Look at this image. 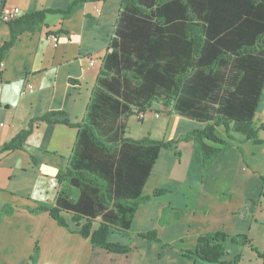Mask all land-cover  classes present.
Listing matches in <instances>:
<instances>
[{"label":"crops","instance_id":"0c3cea01","mask_svg":"<svg viewBox=\"0 0 264 264\" xmlns=\"http://www.w3.org/2000/svg\"><path fill=\"white\" fill-rule=\"evenodd\" d=\"M72 3L75 4L71 7ZM13 7L19 10L18 19L43 10H60L64 14H46L43 22L29 30L22 29L20 23L10 26L1 21V15ZM121 8L122 0H0V49L13 38L11 46L1 56L5 64L0 73L2 146L12 141L21 130L28 129L33 119L49 112L65 113L73 124L82 121L102 69L103 58L110 52V40ZM96 9H99V14ZM188 16L183 9L167 10L162 18L164 24L160 25L164 32L161 38L172 46L178 45L182 36L186 37L188 33L183 27V19ZM195 22L194 19L191 23ZM51 32L58 35L57 47L46 39ZM188 41L189 38L184 40ZM90 61H94L93 66H90ZM26 84L33 86L32 92L27 91ZM260 100L253 127H256L255 121L257 127L264 122L261 121L264 120V89ZM131 112L125 119V136L134 140L145 136L152 140H176L191 129L203 128L195 121L176 115L171 106L158 103H152L145 112ZM148 117L160 122L163 117L166 119L161 139L153 136L157 129L152 127L143 133L133 131L134 121L144 124ZM76 130L65 125L38 122L33 125L22 147L14 151L0 150V264H205L184 255L186 250L193 252L199 235L219 230L229 237L249 235L255 226L253 219L264 191L258 196H249L245 186L240 187L247 196L239 201L238 206L229 203L227 196L235 186V171L239 163L246 170H251L247 159L262 153L264 144L252 141L239 143L237 139L230 141L231 145L224 146L214 164L207 167V177L203 179L195 161L194 144L187 141L178 143L176 148L160 151L142 193L150 198L137 209L129 230L109 231L108 242L127 245L129 250L120 254L93 247L79 235V227L71 223L70 215L62 214L67 227H61L48 211L36 210L41 205H55L59 191L57 176L67 167ZM216 130L220 137H225L223 127ZM182 147L189 148L186 150L199 170L202 204L197 216V208L193 206H197L198 191L195 190L198 188L194 189L183 174L176 176L175 181L185 185L191 198L188 206L180 209L169 202L166 195L151 197L154 189L167 188L160 179L174 175L167 173L166 169L179 161L174 150L179 151ZM252 172L260 179L258 171ZM214 179H217L214 183L217 187L210 190L206 185ZM249 199L259 204L253 208V213L247 210ZM166 207L173 210L167 213L162 224V209ZM172 212H178L179 218L175 219ZM151 230L156 231L157 241H148L141 236ZM186 237L192 238L188 248H177V244L183 246ZM226 244L232 243L228 241ZM232 245L237 248L234 254L229 253L228 258L238 253L242 256L239 264H250L244 262L245 252L253 251ZM36 251V261L33 262ZM263 251L264 247L260 252ZM256 259V264H262L261 259Z\"/></svg>","mask_w":264,"mask_h":264},{"label":"trees","instance_id":"16d2710c","mask_svg":"<svg viewBox=\"0 0 264 264\" xmlns=\"http://www.w3.org/2000/svg\"><path fill=\"white\" fill-rule=\"evenodd\" d=\"M173 9L190 15L183 19L186 37L174 46L161 38L160 28L166 11ZM55 13L64 14L43 10L9 25L20 23L22 29L32 30L46 14ZM12 40L0 49V61ZM109 49L80 123H71L65 113L49 112L33 119L2 151L22 147L38 122L77 129L67 167L57 176L55 205L36 210L48 211L61 227H67L62 214L70 215L90 245L122 254L129 246L108 242L109 231L129 230L137 209L149 200L142 195L144 185L162 149L192 142L205 179L207 167L230 141L261 144L252 122L264 89V0H122ZM152 103L171 106L176 115L203 128L169 141L126 137V116L132 110L145 112ZM218 127L225 129V137L218 135ZM174 155L180 158L177 149ZM260 180L264 182L263 177ZM170 193L156 188L151 197ZM247 203L248 213L259 205L253 199ZM172 210L162 209V224ZM172 215L179 218L178 212ZM156 234L151 230L141 236L157 241ZM228 241L250 248L264 264V251L254 250L247 234L229 237L222 230L199 235L193 252L184 255L205 264H239L241 254L228 259Z\"/></svg>","mask_w":264,"mask_h":264},{"label":"rangeland","instance_id":"374dc122","mask_svg":"<svg viewBox=\"0 0 264 264\" xmlns=\"http://www.w3.org/2000/svg\"><path fill=\"white\" fill-rule=\"evenodd\" d=\"M264 121V120H261ZM164 123V125H163ZM256 127H252L257 131V137L261 138L262 142L264 144V122L262 126L257 127V122H254ZM166 119L163 117L161 120H151L150 117H148L145 120V123L140 124L137 122L132 123V129L134 132L137 133H143L146 131V129H157V131L153 132V136L155 138L161 139V136L163 135L165 130H162V128H165ZM156 126V127H155ZM178 131V130H177ZM222 135V134H221ZM258 139V138H257ZM260 140V139H258ZM260 140V141H261ZM192 143V142H191ZM193 144V143H192ZM186 149L189 148H179V154L180 158L177 159L176 163L174 162L172 165H169V167L166 169L167 173L174 174L173 176H170L168 178L162 177L160 179L161 184L166 186L167 190L171 191L172 194L168 195L166 194V199L176 205L178 208L183 209L186 206H188L189 203H191V198L187 194V190L185 189V185L178 183V181H175V177L181 176L182 174L187 177V181L191 182L190 185L193 186L194 189H197L195 191H198L197 195V206L194 204L193 207H196V216L200 213L198 210L201 208L199 207L202 204V200L200 198L201 195V183H200V177H199V170L198 167L194 161V159L190 156V153ZM262 150V149H260ZM248 167H251L252 169L246 170L245 166H241L240 163L238 165V168L235 172L236 174V181L235 186L231 189L232 192H229L227 199L229 200V203L235 204L236 206L240 205L239 201L244 200L247 195H244L240 189V187H244L248 190L249 196H258L260 195L261 191H264V182H261L258 176L256 174H253L252 171L256 170L260 174V177L264 178V151L262 153H258V155L255 158H248L247 159ZM254 166H258L259 168H256ZM215 180H211L206 187H208L210 190L212 188L216 189L217 186H214ZM230 191V190H229ZM156 198V197H155ZM251 198V197H250ZM260 207L258 208V211L256 212L253 221L255 222V226L252 227L251 233L248 235V239L251 241V245L254 250L261 251L264 247V197H260L259 200ZM183 206V208H182ZM243 206V204H241ZM184 211V210H183ZM232 231V230H231ZM192 241V238L186 237L184 238L183 246L180 244H177V248H183V250H186L188 245H190ZM228 252L230 254L235 253V249L237 248L235 245L232 244H225ZM186 250L185 252H187ZM255 254V253H254ZM253 252L250 250H246L245 252V258L244 262H250V264H256L258 260L256 259L257 256L254 255ZM229 259V258H228ZM231 259V258H230Z\"/></svg>","mask_w":264,"mask_h":264},{"label":"built area","instance_id":"2783aa9c","mask_svg":"<svg viewBox=\"0 0 264 264\" xmlns=\"http://www.w3.org/2000/svg\"><path fill=\"white\" fill-rule=\"evenodd\" d=\"M95 12L97 14H99V9H96ZM18 16H19V10L16 9V8H11L10 10L8 11H5L2 15H1V21L3 23H9L10 21H16L18 19ZM46 39L51 42L52 46L53 47H57L58 46V35L56 33H49L46 37ZM94 64V61H90V66H93ZM3 67H5V64L3 61H0V73L3 69ZM26 88H27V91L29 92H32L33 91V86L32 85H29V84H26ZM3 127V123H0V128ZM2 145L0 144V150H2Z\"/></svg>","mask_w":264,"mask_h":264}]
</instances>
